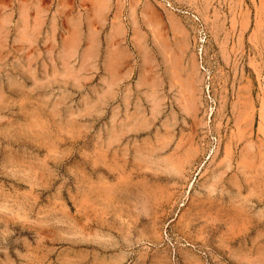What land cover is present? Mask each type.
<instances>
[{"label": "rangeland", "instance_id": "374dc122", "mask_svg": "<svg viewBox=\"0 0 264 264\" xmlns=\"http://www.w3.org/2000/svg\"><path fill=\"white\" fill-rule=\"evenodd\" d=\"M0 264H264V0H0Z\"/></svg>", "mask_w": 264, "mask_h": 264}]
</instances>
